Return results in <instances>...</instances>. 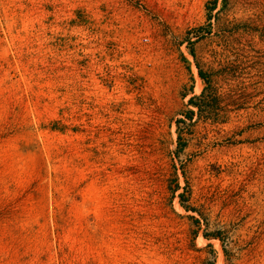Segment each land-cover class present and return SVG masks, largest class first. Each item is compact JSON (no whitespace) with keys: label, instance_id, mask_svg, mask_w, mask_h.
Masks as SVG:
<instances>
[{"label":"rangeland","instance_id":"obj_1","mask_svg":"<svg viewBox=\"0 0 264 264\" xmlns=\"http://www.w3.org/2000/svg\"><path fill=\"white\" fill-rule=\"evenodd\" d=\"M0 264H264V0H0Z\"/></svg>","mask_w":264,"mask_h":264},{"label":"trees","instance_id":"obj_2","mask_svg":"<svg viewBox=\"0 0 264 264\" xmlns=\"http://www.w3.org/2000/svg\"><path fill=\"white\" fill-rule=\"evenodd\" d=\"M198 76L204 83H207L206 76L200 70L198 71Z\"/></svg>","mask_w":264,"mask_h":264}]
</instances>
